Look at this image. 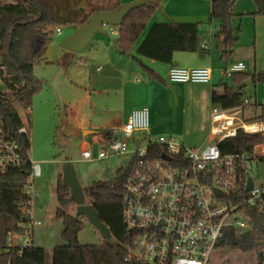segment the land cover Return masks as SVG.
Returning a JSON list of instances; mask_svg holds the SVG:
<instances>
[{
    "label": "trees",
    "instance_id": "1",
    "mask_svg": "<svg viewBox=\"0 0 264 264\" xmlns=\"http://www.w3.org/2000/svg\"><path fill=\"white\" fill-rule=\"evenodd\" d=\"M236 1L211 0L210 22L203 27L194 23L153 24L139 44L138 54L143 58L171 65L175 52H198L204 55L203 42L212 37L221 60L227 61L237 44L232 29ZM252 1L257 8L256 15L264 17V0ZM162 2L163 0H152L151 4L133 10L125 18L118 28L117 39V47L124 56L129 55L139 41ZM120 6L121 0H0L2 86L12 93L14 99L40 93L43 83L34 76L33 71L35 67L45 63L46 47L54 34L49 29L71 28L75 31L86 24L94 13L112 12ZM214 24L216 32L211 36L207 30ZM250 79L253 83L264 84V70L252 76L244 72L236 73L222 81V92L213 90L211 93V106L225 110H243L251 106L245 102L243 94L245 83ZM11 101L0 87V117L11 131L16 132L22 123ZM99 133L102 135L103 145L117 139L111 130L106 129ZM56 138L61 142V147L65 148L66 138L60 129L56 130ZM20 142L23 157L28 158L29 140L22 137ZM263 142L264 138L260 135H246L239 131L234 139L221 143L220 150L222 155L252 156L254 149ZM160 152L161 148L158 146L149 149L154 158ZM253 160L264 163V156L255 157ZM136 161L134 156L128 166L116 171L112 180L107 183H94L87 189L89 204L111 233V244L104 242L101 245H80L78 234L83 229V223L79 218L57 209L56 217L63 225L61 239L66 245L52 250V264H145L130 253L133 236L126 231L123 218L126 203L124 184ZM29 169L30 166L25 165L22 169L10 170L2 179L0 248L6 244L8 233L21 234L23 225L29 221L31 208L23 206L29 199L23 192ZM56 196L61 207L74 204L69 188L61 181L56 186ZM245 215L250 219V229L245 232L227 229L217 249L227 248L229 252L243 255L255 253L257 261L261 263L264 261V254L258 251L264 249V212L245 211ZM44 260V250L33 244L24 249L21 256L16 253L0 255V264H44Z\"/></svg>",
    "mask_w": 264,
    "mask_h": 264
},
{
    "label": "built area",
    "instance_id": "2",
    "mask_svg": "<svg viewBox=\"0 0 264 264\" xmlns=\"http://www.w3.org/2000/svg\"><path fill=\"white\" fill-rule=\"evenodd\" d=\"M108 28L111 33L117 29ZM49 31L62 32L61 28ZM244 71L245 65L236 63L222 74L229 79ZM166 77L171 83L210 84L212 70L172 66ZM31 110L30 106L25 107L26 117L31 115ZM240 110L213 106L210 140L200 147L190 148L172 138L153 140L148 134L149 110L140 107L130 112L119 131V138L96 149L95 153L89 149L81 152L85 161L120 157L129 151L134 133H143L144 137L133 149L137 161L124 184V225L133 236L130 253L138 261L145 264H210L227 229L240 232L250 229V219L245 211L264 212V183L256 184L249 177L254 171L253 159L258 157L255 149L252 156L222 155L220 150V144L234 139L239 131L246 135L264 134V115L248 120L240 117ZM22 137H28V129L23 123L13 132L0 117V193L2 179L8 171L29 165V177L23 189L29 199L23 206L31 208L32 198L38 196L34 182L41 177V167L23 157ZM154 146L161 148L157 158L149 153ZM260 147L264 148V142ZM249 178L253 187L246 191ZM40 225L31 217L30 211L22 233H8L0 255L16 253L21 256L24 249L32 246L33 231Z\"/></svg>",
    "mask_w": 264,
    "mask_h": 264
},
{
    "label": "rangeland",
    "instance_id": "3",
    "mask_svg": "<svg viewBox=\"0 0 264 264\" xmlns=\"http://www.w3.org/2000/svg\"><path fill=\"white\" fill-rule=\"evenodd\" d=\"M128 1V0H125ZM135 1V0H133ZM130 1V2H133ZM127 2V3H130ZM126 4V3H121ZM255 6L252 0H238L235 6L236 14L242 12L249 13L254 10ZM253 16L241 15L236 16L232 20L233 34L239 36V46L233 51L230 57V63L224 64L220 62L213 64L210 68L214 71V76L217 78V82H214V88H218V76L219 70L221 71V79L225 81L223 77L224 69L228 68L232 64L242 63L245 65V73L250 76L264 70V33L259 30V27L255 28V37L253 36L254 27L252 25ZM263 19V18H261ZM61 34L54 32L52 34V43L49 42L46 51V63L41 64L34 68V76L43 82V90L38 94L31 96L22 95L17 98H13L11 92L7 91L0 81V87L7 98H10L12 105L17 111L20 120L23 125L28 129V140L30 143L28 161L39 163L41 167V177L34 182L35 188L38 191V196L32 198L31 204V217L41 223L33 231V245L44 250L45 260L44 264H52V250L58 246H65L66 243L61 239V233L63 230L62 221L56 217L57 209L63 210L66 214L71 216L76 215V205L70 204L67 207L59 206L56 196V186L62 182V169L65 164H70L76 174L77 180L84 190L85 202L89 203V197L87 189L94 183H107L115 176L116 170L119 166H126L131 160V155L126 156H113L100 161H85L81 159V147L78 139H75L72 135H69L65 148H62L61 142L56 138V130L62 127V120L64 119L65 112L68 113L70 108L77 109V119H82L83 112L89 116L90 112L93 114L94 121L101 119L100 111L104 109H111L110 106L114 104L105 94L101 96L91 91V96L85 101H80L79 106H76L75 97H73L74 91H66L65 78L63 77V71L59 67L58 61L64 62L63 56L66 51L60 47L61 41L70 36L71 28H61ZM240 31V32H239ZM114 38V37H112ZM255 38V40H254ZM253 40L256 42L253 44ZM246 46V47H244ZM127 67L134 68L139 71L131 61L125 62ZM117 65V64H116ZM115 65V66H116ZM158 65V71L163 76L166 66L164 64ZM119 66V64L117 65ZM92 71L96 69V66H92ZM103 73H107L110 76L109 81L106 84L110 86L115 82L119 76L116 75V71L107 67L103 68ZM140 74L135 75V78L143 80L144 74L139 71ZM143 81H146L144 79ZM141 81V82H143ZM159 83L158 80L154 79ZM154 83V82H153ZM154 85V84H152ZM176 85V84H175ZM177 86V85H176ZM175 87V86H174ZM194 91H170L166 89L163 91H150V96L144 94V91L136 92L133 99L129 98L127 106L130 104L137 106L139 104L146 103L150 105V120H153L152 112L155 111L158 114L159 133L153 137L156 139H176L183 143L185 146L193 148L200 147L204 140L197 134L198 130L191 124L192 118L196 117L198 120H204V117H208L209 100L207 91L201 85L192 86ZM160 88V86L158 87ZM90 93V92H88ZM244 98L249 103H255L257 105L264 104V84L253 83L252 79L243 89ZM177 95V100L175 99ZM112 96V93H110ZM194 98L193 99H191ZM31 107V115L25 116V107ZM208 109V111H207ZM244 113L240 115L248 120L256 119L259 116L264 115V107L261 110H257L256 116H250V113ZM205 117V118H206ZM76 118L70 121V124L75 125ZM105 122V118H102ZM64 131L70 132V129L64 125ZM82 135V134H81ZM134 138H143V133H134ZM132 142L130 143V150H132ZM91 152L95 153L94 148H88ZM256 154L262 156L263 150L257 148ZM130 156V157H129ZM254 171L249 174V177L257 183H264V163L254 162ZM79 221L83 223V229L78 234V242L80 245H101L105 241L97 231V229L91 225L84 217H79ZM258 252L264 254V249H259ZM210 264H264L256 259V254L243 255L237 252H229L227 248H218L215 250Z\"/></svg>",
    "mask_w": 264,
    "mask_h": 264
},
{
    "label": "crops",
    "instance_id": "4",
    "mask_svg": "<svg viewBox=\"0 0 264 264\" xmlns=\"http://www.w3.org/2000/svg\"><path fill=\"white\" fill-rule=\"evenodd\" d=\"M133 0H121V3H127ZM152 1V0H151ZM238 1V0H237ZM234 5V17L241 16V15H251L253 16L252 25L254 27L253 36L255 37V28L256 26L259 27V30L264 33V17L256 15L257 8L255 6L254 10H251L249 13L242 12L240 14H236L235 6ZM151 4V3H150ZM210 8H211V0H163L158 10L155 12L153 18L151 19L149 25L147 26L145 32L142 34L139 41L135 44L132 48L129 55L124 56L117 47V39H118V28L116 32L111 33L109 28L106 27V34H98L95 35L93 40L80 52L73 53L70 51H66L65 55L63 56L64 62L60 60L58 61L59 67H61L63 71V77L65 78L66 84V91H74L73 97H75V105L79 106L78 103L80 101H85L87 98L91 96V91L95 94H105L108 96L112 102H114L113 106H110V110L104 109V111H100V117L105 118V122L102 121V118L99 120H92L93 114L95 112H90L89 116L85 112H83L84 116L82 119H77V109L74 108L69 110L68 113L65 112L64 119L62 120V127L58 128L64 134L66 141L69 135H72L75 139L79 140L81 151L88 148H94L95 150L98 148H102L103 145V138L99 131L102 130H111L115 133L116 138H119L120 134L119 131L122 126L126 123L130 112L134 109L140 107H150L148 104V100L146 103L139 104L137 106H133L130 104L128 107L127 104L130 100L129 98L133 99L137 94L136 92L144 91V94L147 95L146 97L150 96V91H163L166 89H170V91H194L192 86L194 85H201L204 87V90L207 91L208 100H209V111L208 117H204V120H198V118H192L191 124L198 130L197 134L202 137L205 144L208 140H210V113H211V93L213 90L218 92H222V87H220L221 82V71L219 70V83L218 88H214V82H217V78L214 76V71L212 70V77L210 84H179V83H171L167 80V72L170 67L177 66L180 68H199V67H208L210 68L213 64H218L220 62H224V64L230 63V58L227 61H223L220 58L219 52L216 50V45L214 39L211 37L209 41H204L203 45L205 49L204 55H201L198 52H175L173 53V60L172 64H164L166 66L163 76L159 74L158 65L154 60L146 59L141 57L138 54V46L141 41L144 39L145 35L149 31L150 27L153 24H180V23H194L200 26H206L210 22ZM233 17V18H234ZM263 18V19H261ZM233 20V19H232ZM212 25L208 30L207 33L209 35H213L216 32V28ZM74 32L72 29L70 35ZM240 32V31H239ZM234 35V34H233ZM237 38V44L232 50L231 56L233 51L236 47L239 46V36L234 35ZM114 37V38H112ZM255 40V38H254ZM253 40V44L256 42ZM52 43V40L50 41ZM238 45V46H237ZM246 47V46H244ZM230 56V57H231ZM139 61L140 64H137L136 61ZM131 61L133 65L144 74V78L146 81L140 80L139 78H135V75L140 74L139 71H136L134 68H129L125 64V62ZM46 61L45 57V63ZM119 64V66L117 65ZM162 64V63H159ZM116 65V66H115ZM92 66H96V69L92 71ZM107 67L116 71V75L119 77L115 79V82L110 86L106 84L107 81L111 80L110 76L107 73H103V68ZM211 69V68H210ZM148 70V71H147ZM225 70V69H224ZM151 72V73H150ZM245 73V72H244ZM152 74V75H151ZM37 79H39L37 77ZM154 79L158 80L159 83L155 82ZM40 80V79H39ZM143 81V82H141ZM154 82V83H153ZM253 82V81H252ZM43 83V82H42ZM154 84V85H152ZM177 86H176V85ZM248 82L245 83V86ZM160 86V88H158ZM175 86V87H174ZM90 92V93H88ZM112 93V96H110ZM177 100V95L175 97ZM194 100V98L191 97ZM127 103V104H126ZM251 106L246 107L245 109L240 110V115L248 112L250 116L254 117L259 113H256L257 110H261L264 107V104L257 105L255 103H249ZM149 110V108H148ZM247 113V114H248ZM149 114L150 110H149ZM249 115V114H248ZM153 120H150V131L149 135L153 138L159 133V122L158 121V114L154 111L152 112ZM76 118L75 125L70 124V121ZM64 125L70 129V132L67 133L64 131ZM137 133V132H136ZM140 133V132H139ZM82 134V135H81ZM141 138H134L129 142V151L126 153L131 155V160L126 164L128 166L134 158L133 149L135 145H137L138 140ZM133 143L132 150H130V143ZM202 144V145H203ZM201 145V146H202ZM260 147V146H259ZM255 148V151L257 148ZM264 156V155H262ZM130 157V156H129ZM258 157H261L258 155ZM82 159V158H81ZM83 160V159H82ZM126 166H119V168H124ZM116 170V171H117Z\"/></svg>",
    "mask_w": 264,
    "mask_h": 264
},
{
    "label": "water",
    "instance_id": "5",
    "mask_svg": "<svg viewBox=\"0 0 264 264\" xmlns=\"http://www.w3.org/2000/svg\"><path fill=\"white\" fill-rule=\"evenodd\" d=\"M150 3L151 0H135L130 3L122 4L118 9L112 12L94 13L86 24L76 29L70 36L64 38L60 43V47L64 50L78 53L93 40L95 35L106 34V27H121L130 12L142 6L149 5ZM261 137H264V134H261ZM62 183L69 188L70 198L76 205L75 217H84L97 229L104 241L111 244V233L101 221L98 213L94 210L92 205L85 202L84 191L81 188L75 171L70 164H65L63 166ZM252 187L253 184L249 178L246 191H250Z\"/></svg>",
    "mask_w": 264,
    "mask_h": 264
},
{
    "label": "bare ground",
    "instance_id": "6",
    "mask_svg": "<svg viewBox=\"0 0 264 264\" xmlns=\"http://www.w3.org/2000/svg\"><path fill=\"white\" fill-rule=\"evenodd\" d=\"M260 148H261L262 150L264 149L263 147H260ZM260 148H259V149H260Z\"/></svg>",
    "mask_w": 264,
    "mask_h": 264
}]
</instances>
